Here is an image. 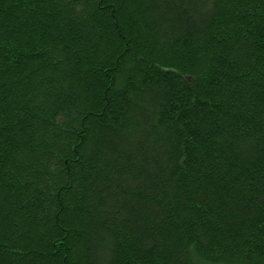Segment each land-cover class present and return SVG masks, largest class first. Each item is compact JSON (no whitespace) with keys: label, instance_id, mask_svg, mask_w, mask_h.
<instances>
[{"label":"trees","instance_id":"trees-1","mask_svg":"<svg viewBox=\"0 0 264 264\" xmlns=\"http://www.w3.org/2000/svg\"><path fill=\"white\" fill-rule=\"evenodd\" d=\"M0 264H264V0H0Z\"/></svg>","mask_w":264,"mask_h":264}]
</instances>
